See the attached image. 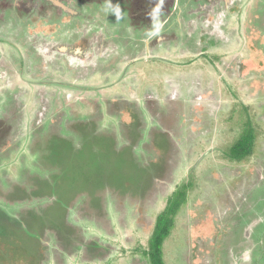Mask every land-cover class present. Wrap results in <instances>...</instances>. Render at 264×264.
Instances as JSON below:
<instances>
[{
	"label": "rangeland",
	"instance_id": "rangeland-1",
	"mask_svg": "<svg viewBox=\"0 0 264 264\" xmlns=\"http://www.w3.org/2000/svg\"><path fill=\"white\" fill-rule=\"evenodd\" d=\"M81 11L87 13L88 16L96 17L93 12L94 8L81 7ZM99 18L101 17L93 19L92 24H86L89 26L90 32L96 31L103 34L104 27L102 19ZM217 22V18L208 15L207 18L199 21L203 28L195 32L197 40L203 33V29L207 31L212 29L213 31L214 28V31L221 35L218 45L213 46V49L207 52L206 60L204 59L205 55L203 57L198 55V52L202 51L200 50L201 45L197 46L193 41L187 47L184 45L183 37L179 44H174L171 48L165 47L156 50L150 55H145L143 59L133 58L128 54V58L122 60L117 56V50L113 49L114 52L109 53L110 56L107 60L114 58L113 54H115V65L106 68L107 61L101 65L98 62L97 66L96 62L86 61L87 67L92 69L91 74L83 80H78L79 75L76 73V76L72 77L71 73L73 69L75 70V66L82 67L85 64L86 58L81 51L86 52L85 48H88L84 44V41L89 38V32H86L80 38L81 42L77 41L75 45L81 55L74 56L72 59H61L58 66L59 71L56 72L54 69L50 71L48 78L59 80L58 84L63 86L67 81H72L75 78L74 82H70V86L74 89L68 88V92L59 96L61 100L65 96L68 97V99L60 101L59 106L47 109L43 115L44 123L50 127L61 124L62 127L71 115L83 119L89 118L92 122L88 123V127L95 130L102 129L101 133L103 134L115 133L122 141H124V135H127L126 138H132L133 142L138 137L131 133L137 132L136 125L140 123L141 118L142 126H144L143 141L145 144L143 146L145 147L143 151L145 152L139 156L143 165L133 164L138 155L137 152L133 153L127 150L126 155L119 153L115 156L109 151L105 153L108 161H111L109 167L117 175L122 176V179L132 182L129 187L136 185L133 183L137 180L135 176L141 171H146L147 176L154 177L155 181L158 176L163 177L166 181L157 187L159 194H157V199L155 195L151 197L153 195L151 188H145L132 195L126 194L125 185L120 187L122 190L121 200L126 195H131L133 198L130 197L129 200H134V198L145 200L148 197L150 201L146 199L143 202L142 206L145 212L144 215H136L138 219L135 217V207L130 202L125 206V212L119 214L116 213L112 207L113 203L110 201L108 209L114 231L110 236L107 231L99 228L96 224L90 221L82 222L86 234L85 241L92 242V239L98 240L96 237H99L102 243L108 244L109 249H112V252L107 254L108 257L103 256L95 263L133 264L131 259L141 257V253L135 250L141 248L142 244H147V238L150 237V230L155 224V218L164 211L167 199L183 184L187 187L190 184L191 187L187 190L188 200L182 210L177 213L175 227L165 242L163 252L165 263L264 264V241L261 240L264 237V117L258 114L261 109L260 104L263 103L261 100L264 98V85L257 81L252 82L256 76L255 71H260L262 67L257 63L256 55L248 56L247 51L244 53L246 47L239 48V44L232 43L231 20L228 30L225 24L227 23L226 19L225 23L222 20L219 24H216ZM107 30L108 35L106 36H112L113 30H109V27ZM192 32L193 29H190L189 33ZM235 36L237 35L235 34ZM103 38L102 35V38L95 37V40H92L93 44H91L87 59H94L98 55L99 49L111 50L110 43L105 44ZM117 39L121 40V38ZM197 40L195 39L196 43ZM63 42L60 43L64 44ZM112 48H115L114 45ZM54 49L57 48L54 47ZM45 51L47 53H43L45 57H48L50 54L48 46ZM215 55H218L219 59L209 62L215 58L213 57ZM242 56L244 57L242 64L245 66L243 69L236 62ZM68 66L69 73L67 72ZM80 70L84 71L85 68ZM52 73L55 76H52ZM69 75L72 78H68ZM52 91L48 93V99L55 103ZM56 91L58 90L56 89ZM37 93H39L38 90ZM253 93H256L257 96ZM33 95L35 93H31V96ZM147 99H153L151 107L157 121L153 120V116L148 110L144 114L142 112L149 103ZM209 100H215V108L220 110L218 114L215 112V108L209 109L205 104ZM167 101L170 104L163 111L155 105V103L162 104ZM28 103L30 104L28 113L34 112L38 116L42 112L39 102H37L39 105L37 107L31 106V99L28 100ZM98 103L103 107L102 113L96 107ZM139 109H141V113ZM63 110L65 114L62 115ZM33 124L35 125L36 122ZM98 133L99 131H97ZM31 135L34 134L30 132V129L23 131V138H28L27 145L20 151L16 149L14 154H8L9 159L0 161V176L3 172L6 173L7 180L5 182L10 179L12 181L10 183L15 186L32 182H28L26 177H19L16 174L21 168L19 162L26 156L31 168H34L35 164L37 165L39 150L35 146H39L35 145V142L38 139L34 141ZM46 135L47 128H44L43 135L39 136V141L42 142ZM247 136L255 138L254 143L256 142V144L252 156L244 163L232 162L228 158L230 150L235 146V143ZM138 141L142 142L139 139ZM87 142L88 139L84 140L85 148ZM44 143L43 141V145ZM111 143L114 144V142ZM71 145L73 146L68 140H58L46 142L44 148H50L51 155L57 158L68 156L69 149H72ZM80 147L81 144H77V148L80 149ZM102 148L104 149V147ZM86 152L94 153L92 149H89V151H81L77 154L84 156ZM96 156L95 153L91 158L88 157V160H94L97 165H101L102 162ZM102 169L104 168L102 167ZM89 176L93 178L92 175ZM99 187L97 186V188ZM184 189L186 192V187ZM45 199L48 201L36 200L27 206L39 212L49 204V198ZM0 207H5L1 199ZM13 209V212H22L20 207H13ZM77 215L78 209L75 213H71L67 219L72 225L81 226L76 218ZM139 217L143 218L142 222L139 221ZM28 240L26 237H21L15 241L27 248L32 247ZM96 246L97 244L90 246L87 256H84L83 253L82 258L79 255L76 256V262H72L75 260L73 258L70 263L63 264H82L81 259L91 263L87 257L90 258L96 254L91 250ZM76 251L74 248L69 249L72 254ZM98 251L99 253L95 255L98 258L99 254L105 253L101 249ZM57 254L59 253L52 248L48 253L47 264H58L56 261L59 255ZM33 259L34 257L28 255L25 249L11 251L9 259L3 258L0 254V264H35L36 260ZM139 264L149 263L141 259Z\"/></svg>",
	"mask_w": 264,
	"mask_h": 264
},
{
	"label": "flooded vegetation",
	"instance_id": "flooded-vegetation-1",
	"mask_svg": "<svg viewBox=\"0 0 264 264\" xmlns=\"http://www.w3.org/2000/svg\"><path fill=\"white\" fill-rule=\"evenodd\" d=\"M134 2L136 1L0 0V161L9 159L8 154H14L16 149L20 151L27 145L28 138H23L25 130L30 129V132H33L34 135L31 137L34 141L38 139L35 142V145H38L39 136L43 135L45 125L44 113L47 109L59 106L60 101L68 99L67 96L63 100L59 99L61 94L68 92V88L74 89L70 82H74L75 78L64 82V86L58 84L59 80L48 78L53 69L59 71L61 59H72L82 53L86 58L84 66H75L71 74L75 77L77 73L78 80H83L89 77L92 71L87 67L86 61L96 62V66L98 62L101 65L107 61L106 68L116 64L115 54L114 58L107 60L109 53L114 52L113 49L117 50V56L122 60L129 55L143 59L145 55H150L156 50L179 44L184 37V45L187 47L193 41L197 46L201 45L202 51L198 52V55L202 57L205 55L206 60L207 52L221 40L220 33H216L214 28V32L212 29L210 31L203 29L199 40L195 37L196 30L203 28L199 21L208 15L218 19L216 24L221 20L225 23L226 19L227 30L231 20L232 43L239 44V48L246 47L244 53L247 51L248 56L258 57L256 61L262 69L255 71L256 76L252 82L257 81L264 85V0H148L141 4L136 2L135 5ZM81 7L94 8L96 17L86 15L87 13L81 11ZM98 16L102 19L103 34L96 31L92 33L88 30L89 26H86L92 24ZM108 27L109 30H113L112 36H106ZM190 29H193L192 33H189ZM86 32H89V38L84 44L88 48H85L86 52L80 53L75 45L77 41L81 42L80 38ZM102 35L105 44L110 43L111 50L99 49L94 59H87L92 40H95V37L102 38ZM112 45L115 48H112ZM46 46L50 49L48 57L44 55L47 53ZM213 57L215 58L209 57L212 58L209 62L219 59L218 55ZM243 58L242 56L236 61L242 69L245 68L242 64ZM82 68L85 70L80 71ZM69 69L68 66V73ZM52 76L55 74L52 73ZM67 77L72 78L71 75ZM50 91L54 93L52 96L55 103L48 99ZM31 93L35 95L31 96ZM253 95L257 96L256 93ZM29 99L32 107L41 106L42 112L38 116L34 112H27ZM151 100L153 102V99H147L148 105L151 104ZM261 101L263 103L260 104L258 114L264 117V98ZM205 104L209 109L215 108V100H209ZM215 112L218 114L220 110L215 108ZM26 158L19 162L21 168L16 174L19 177L27 176L29 181L33 176V168ZM261 240L264 241V237Z\"/></svg>",
	"mask_w": 264,
	"mask_h": 264
},
{
	"label": "trees",
	"instance_id": "trees-1",
	"mask_svg": "<svg viewBox=\"0 0 264 264\" xmlns=\"http://www.w3.org/2000/svg\"><path fill=\"white\" fill-rule=\"evenodd\" d=\"M134 1L141 4L148 0ZM136 2L133 4L135 5ZM145 3L143 5H145ZM169 104V101L162 104L155 103L161 111L168 107ZM100 105L101 104L98 103L96 107L98 111L102 113L103 107ZM64 110L62 111V115L65 114ZM139 110L141 113V109ZM146 110L152 114L153 120L157 121V118L153 115L151 104L147 105L145 110H142L143 114L146 113ZM89 122H92L89 118L83 119L71 115L68 117L67 123L62 127L61 124H55V127H50V125L44 123V128L50 129L47 130V135L42 142L39 141L40 145L38 144L39 147L37 148L39 150L37 165L35 164L32 169L33 176L31 174L32 177L29 178L31 180L28 181H32L30 184H17V186H15L13 183H10L12 182L10 179L5 182L7 177L3 172L4 175L0 177V199L5 206L0 207V245L2 246L0 254L3 258L9 259L11 251L14 252L18 251V249H25L28 255L34 257L33 260H36L35 264H47L48 253L54 248L55 251L59 253L57 254L59 257L56 261L58 264H63L65 262L70 263L73 258H75V260L72 262L77 261V255H79L80 258L83 257V253L84 256H87V254H89L87 250H89L90 246L92 244H97V248H91L96 254H93L90 258L87 257V260H91V263L89 260V263H87L81 259L82 264H93L92 262H97V259L103 256H105V258L108 257L112 249H109L108 244L102 243L99 237H96L98 240L92 239V242L85 241V232L82 222L90 221L104 231H107L109 236L112 235L114 233L112 227L113 223L108 209L110 201L113 203L112 207L116 213L123 214L125 212V206L130 202V204L135 207L134 212L136 218V215H144L145 211L142 204L148 197L145 200L136 198H134V200H129L131 195H126L125 198L121 200L122 190L120 187L124 185L126 194L130 193L133 195L145 188H151V191H153L151 197L155 195V198H158L159 194L157 193V187L166 182L163 177L160 178L161 176H158L155 181L154 177L147 176L148 173L146 171H141V173L135 176L137 180L133 183L136 185L129 187L132 182L122 179V176L112 171L109 167L111 161L109 162L105 155V153L109 151L115 156L119 153H121V155H126L125 153L127 150L133 153L137 152L138 155H135L136 158L133 164H142L139 154L141 155V153L145 152L143 151L145 147L143 144L145 143L143 141L144 126H142L143 122L141 118L140 123L136 125L138 128L137 132H129L133 135H137L138 138L133 141L135 143L132 142V138L127 139V135H124V141H122L118 139L115 133L108 132L103 134L101 133L103 132L101 131L102 129L95 130L88 127ZM145 127H147V125H145ZM159 128H161V126H159ZM97 131H99L98 134ZM87 139L88 142L85 148L84 140ZM138 139L142 140V142L139 143ZM58 140H68L73 144L74 147L71 145L72 149H69L70 154L68 156L54 158V156L51 155L50 148H44L46 142H55ZM43 141L45 142L44 145ZM254 141L255 138L253 136L242 138L235 143V146L230 150L228 158L231 161L233 159L236 163L246 162L253 153ZM111 142H114V144ZM77 144H81L80 149L77 148ZM101 147H104V149H101ZM89 149H92L94 153L89 154L86 152V155L78 156L77 152L89 151ZM95 153L97 154L96 158L102 162L101 165H97L94 160H88V157L91 158ZM73 157H75V159H73ZM98 166H100V168H98ZM101 166L104 169H102ZM36 172L37 174H34ZM88 174L92 175L93 178ZM11 185L13 186L11 187ZM97 186L100 187L97 188ZM6 187L7 189L5 190ZM184 187H186V192ZM190 187V184L188 187L183 184L167 199V205L164 211L155 218V224H153L150 230V237L147 238V244H142L141 248L135 250L141 253V257L133 260L131 259L133 264H139V260L141 259L147 261L149 264H166L163 253L165 242L170 237L175 227L177 213L182 210L184 204L188 200L187 190L190 189ZM102 189L104 190L102 191ZM45 198H49V204L47 203L48 206L45 205L39 212L27 206V204L34 203L36 200L46 202L47 199ZM148 201L150 200L148 199ZM13 207H20L22 212L18 211V214L13 212ZM137 207L139 208L138 210ZM77 209L78 215L76 218L81 226H74L67 219L68 216L71 215V213H75ZM141 217H139V221L143 220ZM21 237L29 239L28 242L31 243L32 247L27 248L15 241ZM51 243L54 244L52 245ZM62 244L64 245L63 247ZM70 248H74V250L77 251L72 254L73 251L69 252ZM100 249L105 253L109 251L106 254L100 252V257H95Z\"/></svg>",
	"mask_w": 264,
	"mask_h": 264
}]
</instances>
